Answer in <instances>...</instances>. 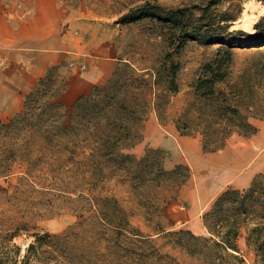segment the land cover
Segmentation results:
<instances>
[{
  "label": "rangeland",
  "instance_id": "obj_1",
  "mask_svg": "<svg viewBox=\"0 0 264 264\" xmlns=\"http://www.w3.org/2000/svg\"><path fill=\"white\" fill-rule=\"evenodd\" d=\"M16 1L21 0H0V14L14 11ZM148 1L167 8L193 6L199 2L60 0V4L71 18L68 29L74 35L92 48L115 53L118 59L116 77L114 75L106 84L96 87H104L116 79V92L129 99L136 97L139 116L143 118L141 140L137 144L144 138L147 122L153 119L178 131L177 122H187L189 132L208 121L215 123L213 131L221 132L223 129L219 125L224 127L225 121L214 114L216 105L213 102L209 107L205 99L197 96L196 86L204 66L220 49L227 48L220 44L200 45L188 41L183 49L175 50L170 47L176 31L172 25L154 18L130 23L121 21L123 15ZM217 10L230 12V32L254 33L255 24L264 18V0H228ZM195 14L200 16L201 12L195 11ZM231 52L230 74L225 83L217 86L221 93L216 104L226 101L262 130L264 46L234 48ZM0 59V67H4L5 54L0 52ZM173 66L176 67V93L170 91ZM59 69L58 66L51 68L48 75L27 93L22 112L0 121V248L6 249L11 261L21 264L28 247L36 242V234L62 236L70 231L73 235L69 238V255L74 264H257L255 253L247 250L239 237V253L214 248L213 243L219 238L205 226L204 215L218 197L210 199L201 214L191 218L194 214L190 196L196 188L191 187V179L184 181L187 174L190 177L191 169L183 166L187 171L170 172L174 169H167V155L161 150L148 147L135 154L131 151L135 144L125 150L133 160L124 168H117L106 163L94 165L91 154L95 147L88 133L81 136L83 141L75 153L60 146V139L47 143L39 128L45 129V125L50 124L49 115L53 114L44 112L43 107L47 103L62 104L63 107L55 112L59 121L65 116L63 121L68 124L78 101L73 105L59 102L65 85ZM29 95V109L26 110ZM24 112L28 113L27 118L17 121L9 129L4 127ZM40 114L44 117L38 119ZM240 142L249 141L234 134L227 140L224 153ZM261 174L263 177L258 182L264 186V172ZM260 190L259 195L262 194ZM261 197L264 200V195ZM104 198L117 200L130 220L131 234L120 238V243L115 246L110 245L113 239L111 227L98 215L96 200ZM260 202L239 223L242 239L245 233L248 238L251 229L264 222L259 220L264 213ZM180 231L184 233L179 234ZM16 248L20 252H16ZM63 260L61 264H65ZM32 264H37L36 260Z\"/></svg>",
  "mask_w": 264,
  "mask_h": 264
},
{
  "label": "trees",
  "instance_id": "obj_2",
  "mask_svg": "<svg viewBox=\"0 0 264 264\" xmlns=\"http://www.w3.org/2000/svg\"><path fill=\"white\" fill-rule=\"evenodd\" d=\"M226 1L228 0H199L193 6L180 8H167L148 1L121 17L123 23L154 18L161 23L172 25L176 31L173 32L174 38L170 40V47L175 50L183 49L188 41H195L200 45L220 44L227 48L226 50L220 49L218 54L204 66L202 77L196 86L198 97L205 99L209 107L212 102L216 105L214 114L216 117H220V120L225 121L224 127L217 125L223 130L221 132L213 131L215 123L206 121L189 132L187 122H180V120L177 122L178 129L182 134L201 132L204 147L209 151L223 147L226 139L234 132L250 135L255 131V128L249 123L248 117L242 115L237 108L232 107L226 101L217 106V97L221 93L218 92L217 86L225 83L229 77L232 49L264 46V18L255 24L254 33L243 30L230 32V24H228L232 21L230 12L217 10V7ZM195 11L201 12L200 16H197ZM172 70L170 91L176 93L178 92L176 67L173 66ZM115 84L116 79H113L104 87H96L90 96L81 97L73 107L68 124L63 121L65 116L62 121H59L55 112L63 107L62 104L47 103L43 110L44 112L50 111L53 116L47 113L51 119L50 124H46L45 129L39 128L44 133L46 142L52 144L60 139V146L66 147L70 153H75L83 141L81 136L88 133L95 147V151L91 154L95 159L94 165L102 166L103 163H106L117 168H124L133 160L132 155L125 153V150L141 140L143 118L139 116L140 109L136 97L133 96L129 99L120 95L114 89ZM29 98L30 95L27 97L26 110L29 109ZM40 107L42 108V106ZM27 117L28 113L24 112L14 117L4 127L9 129L14 123ZM41 117H44V114L38 115V119ZM181 169L187 171V168L179 166L170 172ZM188 179L189 174L185 176L184 181ZM259 189H261V195H259ZM262 195H264V186L257 181L248 190L228 189L218 196L212 209L204 215L205 226L214 237L219 238V241H214V248L239 253L237 245L239 223L242 222L243 216L251 214V209H255L257 202L261 201L260 203L264 207ZM96 202L99 218L104 224L110 226L113 232L110 245L115 246L120 243V238H127V235L131 234L128 214L117 200L112 198L98 199ZM259 220H264V213L260 215ZM182 233L184 232H179V234ZM71 235L73 233L70 231L62 236L36 234V242L28 247L27 254L21 264H32L33 260H36L37 264H61L62 259L65 264H74L71 255H69ZM247 241L248 246L256 255L258 264H264V222L251 229ZM44 249L46 250L44 251ZM0 251H2L0 264H19L18 261L10 260L6 255V249L0 248ZM16 252H20L19 248H16ZM67 257L69 260H66ZM240 262L243 263V260Z\"/></svg>",
  "mask_w": 264,
  "mask_h": 264
},
{
  "label": "crops",
  "instance_id": "obj_3",
  "mask_svg": "<svg viewBox=\"0 0 264 264\" xmlns=\"http://www.w3.org/2000/svg\"><path fill=\"white\" fill-rule=\"evenodd\" d=\"M15 7L10 13L0 14V52L6 56L4 67H0V121L23 111L27 93L54 66L60 68L65 80L59 102L67 105H73L115 75V53L92 48L74 35L68 29L71 18L60 0H21L16 1ZM248 121L255 128L252 134L234 132L223 147L209 151L204 147L202 134H182L153 119L147 122L143 140L131 151L140 154L148 147L159 149L167 155V169H191V187L196 188L190 196L194 219L210 199L228 189L248 190L263 177L264 128L260 130L250 118ZM234 134L249 142L235 143L224 153L227 140ZM247 235L242 239L240 234L239 238L250 250Z\"/></svg>",
  "mask_w": 264,
  "mask_h": 264
}]
</instances>
